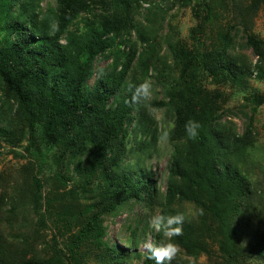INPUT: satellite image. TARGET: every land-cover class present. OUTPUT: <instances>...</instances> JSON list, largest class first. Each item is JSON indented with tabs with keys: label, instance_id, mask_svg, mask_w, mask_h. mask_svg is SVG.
Here are the masks:
<instances>
[{
	"label": "trees",
	"instance_id": "trees-1",
	"mask_svg": "<svg viewBox=\"0 0 264 264\" xmlns=\"http://www.w3.org/2000/svg\"><path fill=\"white\" fill-rule=\"evenodd\" d=\"M43 1L0 0V146H22L36 157L32 181L13 194H0V211L9 206L7 221L15 229L9 239L0 226V264H84L81 256L86 253H78L83 246L98 258L107 257L108 264H129L135 258L155 264L147 251H137L150 229L148 211L186 214L182 234L174 238L179 251L172 264H198L202 253L211 254L210 241L218 246V264L264 258V189L241 171L243 156L256 141L254 117L264 94L245 97L242 114H237L245 116L244 131L239 132L226 119V110L219 112L207 97L203 84L204 74L252 76L254 69L255 77L264 80V39L250 31L264 0H179L181 5L193 3L198 22L191 34L197 39L207 32L210 19L220 17L218 7H229L225 9L236 18L242 12L237 22L244 29L242 47L251 48L259 60L247 64L246 57L233 52L231 31L220 33L216 48L202 44L190 49L169 35L166 43L180 75L165 83L159 63L171 64L149 33V15L163 18L177 0H56L46 7ZM142 8L147 11L143 22L135 18ZM100 59L111 61L97 68ZM150 75L161 83L164 99L132 103L127 85ZM159 107L174 115L165 191L143 157L158 144L160 127L153 108ZM189 119L201 125L194 140L185 132ZM51 152L57 167L49 180L57 186L44 195L45 183L38 175ZM135 153L137 158L130 161ZM186 202L195 213L187 211ZM135 204L146 212L129 227L127 245L110 243L107 217ZM27 205L36 224L21 220L18 230L14 221ZM49 221L56 229L52 235L43 230ZM159 239L161 234L154 232V241ZM101 248L108 251H94Z\"/></svg>",
	"mask_w": 264,
	"mask_h": 264
},
{
	"label": "rangeland",
	"instance_id": "rangeland-1",
	"mask_svg": "<svg viewBox=\"0 0 264 264\" xmlns=\"http://www.w3.org/2000/svg\"><path fill=\"white\" fill-rule=\"evenodd\" d=\"M195 1V0H194ZM219 1V0H215ZM48 4L55 5L56 0H44L43 6L46 7ZM144 7L148 6L147 3L143 4ZM192 4L181 5L180 1L177 2L170 7L168 12L164 14L162 18L160 15H156L151 13L149 16L153 19L148 24V29L151 35L159 41L162 45L160 55H164L167 58V61L171 64L170 67H165L160 65V70L163 71L161 82H167L171 76L175 78L180 75V67L177 66V69L174 68V61L171 58L172 52L169 50L168 43H166V37L171 35L173 37V41L182 40L185 42V46L190 49H197L202 44L203 46H207L209 48H216L220 43V33L225 31H231V36L234 37L236 44L233 52L236 55H240L242 59L247 58V64L254 65L258 59L257 54L251 49L247 47H242L244 42V29L242 25H238L237 22L239 18L242 19V12L238 14V17L227 11L225 8L229 7H218L216 12L221 11V15L218 19H210L208 22L207 32L204 36H201L197 39V35H192L191 30L197 24L198 20L192 13ZM224 13V16H223ZM147 14L145 8H142L141 12L137 14L135 17L137 20H143L144 15ZM163 14V13H162ZM165 18V19H164ZM201 18V15H200ZM143 22V21H142ZM146 22V21H145ZM240 26V27H239ZM253 27L250 28V31L264 39V6L260 9L259 13L253 20ZM237 30V31H236ZM135 38V37H134ZM204 38V42L200 43L199 39ZM206 41V42H205ZM202 46V48H203ZM142 50V47L140 48ZM153 51V50H151ZM151 55H154L152 52ZM111 60L100 59L97 61L96 67L99 68L101 66L107 65ZM156 61V60H154ZM254 69L252 71L253 75H240L239 77H231L227 78L226 72H220L217 75H203L205 91H207V97L211 100H214V106L219 109V112L226 110V119L232 120L239 132L244 131L245 125V116H238L237 114H242L241 107L242 104L246 101L245 97L250 93H262L264 94V80L257 79L255 75ZM262 70L264 72V62L262 63ZM153 69H150V74L154 73ZM96 79V75L89 81L90 84L94 83ZM202 79V80H203ZM146 80H149L152 84V94L150 97V101L152 99H164V95L162 93L161 83L157 81L152 75L147 77ZM1 94V92H0ZM245 108V107H244ZM251 107H246V111H250ZM153 114L156 117V120L159 122V140L158 144L153 147L150 152H146L144 154L145 164L153 170L154 176L157 179V183L162 191H165L167 186V179L169 174V159L171 157L172 145L168 139V131L173 125V112L167 107H159L153 108ZM255 123V143L249 147L247 153L243 156V165L241 166V171L248 176V178L256 184V187L264 189V104L260 105L255 112L254 117ZM132 138V136H131ZM42 150H45V147L41 145ZM15 150L18 153V156L12 152ZM24 154V157H21L20 154ZM54 152L48 153L47 159H45L42 163L41 172L39 173L40 180L45 183V187L43 189L44 195L47 194L50 188H55L57 186L56 183H53L49 180V176L53 175L56 170L55 156ZM137 158V154H132L129 158L130 161H134ZM36 157L30 154H26L23 147L19 146L18 148H12L9 145L3 143L0 146V194L2 190H6L8 194H13L16 192L17 187L20 189L26 184L28 180L32 181V175L36 173L35 163ZM18 190V192L20 191ZM63 187L60 189L62 192ZM7 205L5 207V211L3 213V219L1 221V227L4 229L5 234L13 235L15 229H11L10 225L7 221ZM184 207L187 209L190 214L195 213L194 206L190 202H186ZM44 208H42L41 213H44ZM146 212V209L140 204H135L132 208H123L121 212L117 216H108L105 224L108 225V235L106 239L110 241V243L118 242L121 245H127V240L131 235L130 226H135L138 219L141 218V215ZM159 211H153L148 213H154ZM1 216V213H0ZM21 220L26 223H31L37 221L36 215L34 211L31 209L29 205L22 206L18 210V221L14 222L17 224L16 229L21 225L19 224ZM145 223L142 222L141 225ZM26 228H29L28 225H25ZM34 226V224H31ZM23 228V227H22ZM19 230V229H18ZM45 232L49 235L55 233L54 225L51 221L47 223L46 228H43ZM154 230H147L145 236L142 237L137 251L141 253L146 252V248L144 247L145 241L152 240L154 241ZM7 235V236H8ZM9 237V236H8ZM9 239H12L9 237ZM245 245V242L243 243ZM64 246V243L61 244ZM209 252L211 254L202 253L199 257L198 264H218L221 260L218 253V246L215 242L210 241L208 243ZM42 247V246H40ZM108 251L106 248L94 249V251ZM66 252V249H65ZM79 255L86 253L85 256H81L84 264H108L107 257L98 258L96 255H92L86 246H83L78 251ZM182 253V252H181ZM183 254V253H182ZM186 257V256H183ZM190 260L193 258L190 257ZM142 258H135L132 263L129 264H141ZM74 264V263H72ZM244 264H264V258L254 255L251 256L248 260H245Z\"/></svg>",
	"mask_w": 264,
	"mask_h": 264
},
{
	"label": "clouds",
	"instance_id": "clouds-1",
	"mask_svg": "<svg viewBox=\"0 0 264 264\" xmlns=\"http://www.w3.org/2000/svg\"><path fill=\"white\" fill-rule=\"evenodd\" d=\"M127 88L132 92V103L148 101L152 94V84L149 80L139 83H129ZM185 132L189 139H196L200 123L194 119L185 122ZM184 212L177 211L175 214L151 213L147 216V224L150 229L161 234L158 241L147 240L144 247L147 250L148 258L155 261V264H172L179 248L175 237L182 234L183 225L186 220Z\"/></svg>",
	"mask_w": 264,
	"mask_h": 264
}]
</instances>
